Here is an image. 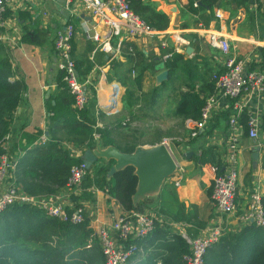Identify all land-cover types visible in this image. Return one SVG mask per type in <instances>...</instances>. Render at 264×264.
Instances as JSON below:
<instances>
[{
  "label": "crops",
  "instance_id": "obj_1",
  "mask_svg": "<svg viewBox=\"0 0 264 264\" xmlns=\"http://www.w3.org/2000/svg\"><path fill=\"white\" fill-rule=\"evenodd\" d=\"M141 1L153 11L165 14L169 21L168 28L158 32L154 40L130 38L125 34L112 36L108 53L101 50L103 39H92L95 33L102 37L105 29L92 19L77 0L69 5L65 0H30L27 3L13 0L5 6L0 20V53L10 64L13 75L10 80L19 83L22 92V102L16 111L12 133L6 145L10 150L11 144L17 142L20 134L28 133L38 137L37 146L45 145L53 138L61 143L71 157L83 159L87 149L67 141L61 130L63 105L57 90L59 72L53 50L56 33L64 30L69 22L73 23L72 52L76 73L86 93V106L88 101L93 102V107L96 104L95 109L90 107L92 103L88 106L96 127H108L117 144L120 143L119 135L130 127H122L121 123L129 118L143 122L146 130L155 127L168 130L173 126L175 129L182 126L183 129L179 136L160 133L151 141L152 146L166 141L169 155L178 163L180 170L159 186H140L133 198L135 210L132 212L141 211L155 216L154 219L160 223L164 216L176 217L182 210L181 205H184V210L191 206L196 210L197 219L207 225L205 232L218 223L223 228V234L235 232L244 226L238 220L241 214L238 209H244L249 195L257 193L264 207V95L241 96L236 100L216 95L210 119L204 127L195 129V137H191V131L196 121L180 117L176 110L178 101L185 94H197L205 100L214 93L211 73L223 70L224 57L209 45L207 36L210 33L218 32L227 38L230 56L243 63L245 72L257 70L264 73V0H217L212 10L195 7L194 0ZM215 11L220 12L222 20L215 18ZM163 41L167 45L165 49L160 47ZM130 48L133 56L128 51ZM173 48L175 53L184 55V62L191 67L185 73L177 70L171 76L168 74L165 85L161 86L163 92L160 96L155 87V76L165 70L161 67L162 58ZM187 49H190L189 55L185 53ZM137 69H145L139 88L133 83ZM209 84L210 88L207 87ZM128 89L133 90L135 97H147L145 109H140V104L131 107L126 105L124 98ZM112 93H115L113 104L105 109ZM99 112L101 116H98ZM247 113L256 115L259 120L256 141L247 138L242 126L243 116ZM235 115H238L236 203L239 208L232 215L222 216L216 213L210 199L212 167L195 165L194 158L203 150H211L216 163L221 168L226 165L230 145L228 122ZM254 148L258 149L257 161L252 158ZM89 150L97 160L107 161L114 159V151L118 149L102 148L96 137ZM13 155L18 163L24 152ZM176 176L181 179L177 187L173 184ZM11 183L9 175L5 184ZM170 184L173 186L171 188L176 189L175 193H172L173 189L166 188ZM87 191L89 199L79 201V205L94 233L101 228L109 230L116 218L126 214L106 190L91 188ZM69 196L64 190L35 200L38 204L45 202L64 209L72 207ZM162 200L169 201L168 208L176 211L168 213L160 208ZM176 205L179 209H175ZM158 242V239L150 240V237L142 242V245L148 246L147 251L142 247L145 256L150 250L153 251Z\"/></svg>",
  "mask_w": 264,
  "mask_h": 264
},
{
  "label": "trees",
  "instance_id": "obj_2",
  "mask_svg": "<svg viewBox=\"0 0 264 264\" xmlns=\"http://www.w3.org/2000/svg\"><path fill=\"white\" fill-rule=\"evenodd\" d=\"M127 1L131 11L151 29L160 32L168 28L169 21L165 14L153 11L141 0ZM216 3L217 0H198L197 8L212 10ZM190 67L189 63L184 62V55L178 53H172L163 61V68L168 71L169 76L177 70L185 73ZM137 70L133 83L139 88L145 69ZM12 76L8 60L0 53V155L5 153L1 145L12 133L16 111L22 102L21 87L16 81L10 80ZM163 85L165 82L161 86ZM207 87L210 88V84ZM57 90L63 105L60 116L61 130L67 141L89 150L98 137L102 148L115 147L125 154L135 151L138 144L134 143L136 137L131 135L133 133L119 135L120 143L117 144L108 127H96L88 108L91 103L90 107H93L92 101H88V105L82 110L74 108V98L63 83L60 73ZM135 100L133 90L128 89L124 102L131 107L135 105ZM203 105L204 99L199 95L185 94L178 101L176 113L195 122L199 120ZM101 114L99 112L98 116ZM242 126L246 131L245 115ZM262 129L264 130V115ZM37 141V136L22 133L9 150L12 155L24 152L10 175L11 184L22 194L33 198L64 191L71 168L82 163L81 159L71 157L61 143L53 138L40 146L36 145ZM215 160L211 150H203L194 158L195 165H210L220 172L221 166ZM115 163L113 159H100L92 165L81 182V191L69 196L72 207L64 208L68 216L76 209H81L79 201L89 199L87 190L91 188L106 190L126 213L135 210L133 196L138 185L135 169L127 165L109 175ZM82 213L83 221L71 224L49 215L34 204L9 205L0 213V264H104L96 235L89 227L84 212ZM161 224L154 220L153 232L146 239L134 242L147 251L148 246L142 245V242L149 237L150 240H159L153 251L147 252L146 256L135 264H185L182 257L189 253L187 243L180 234L171 232ZM203 264H264V229L249 224L235 232L224 233L218 243L207 250Z\"/></svg>",
  "mask_w": 264,
  "mask_h": 264
},
{
  "label": "built area",
  "instance_id": "obj_3",
  "mask_svg": "<svg viewBox=\"0 0 264 264\" xmlns=\"http://www.w3.org/2000/svg\"><path fill=\"white\" fill-rule=\"evenodd\" d=\"M13 0H0V20L2 18L5 6ZM27 3L30 0H20ZM69 5L73 0H65ZM82 3L84 8L89 12L94 21L100 24L105 33L101 37L95 33L92 39L99 41L103 39L101 50L105 53L109 51L110 37H120L125 34L130 38H147L154 40L158 36V32L151 29L142 19L134 14L127 0H77ZM196 7V2H193ZM214 16L218 20H222L219 11L214 12ZM74 38V26L69 22L65 29L56 33L53 50L57 58V70L62 76V81L68 91L74 98V108L82 110L86 105V93L83 84L78 80L75 62L72 52V42ZM209 45L218 50L224 57L223 70L213 71L211 73V83L214 93L204 100V105L200 110L199 120L194 123L191 131V137H195V129L202 128L210 119L216 95H221L229 100H236L241 96L248 95H264V73L257 70L244 71V65L241 61L230 56V45L227 38L218 32L210 33L207 36ZM179 43L182 41L176 40ZM160 47L165 49L166 42L160 43ZM176 50V49H175ZM130 55L133 56V50L130 48ZM175 53L174 48L168 51L162 58L165 61ZM134 77V75L132 74ZM115 92V91H114ZM115 93H112L105 109L113 104ZM103 106V105H102ZM246 136L250 140L256 141L259 133V120L254 114L246 115ZM238 115L229 119L228 128L230 135L229 152L227 154L226 165L218 172L212 167L213 172L211 183L210 199L214 205L218 215L228 216L236 212L239 208L236 203L237 198V169H236V153L237 143L236 133L238 131L237 124ZM133 125L130 120L121 123V126ZM1 145L5 153L0 155V213L13 203L18 204H34L40 206L49 215L57 217L63 222L71 224H79L83 221V210L76 209L71 215H67L60 206H52L45 202L37 203L35 198L22 194L13 184L6 185V178L16 168V160L14 155L9 153L6 140ZM167 148V142H162ZM169 153V151H168ZM173 160V159H172ZM175 172L180 170V166L173 160ZM83 163L71 168L67 179L65 190L71 194H78L82 180L86 175ZM180 176L174 179L175 187L180 182ZM247 204L243 210L238 209V220L244 225H253L256 228L264 229V207L261 203L260 196L257 193L249 195ZM154 217L138 213L130 212L116 218L109 230L101 228L95 233L99 242L100 251L103 255L104 264H130L132 261L137 262L143 259L145 251L134 242L146 239L154 229ZM223 235V229L220 223L213 225L203 235L190 237L183 233L180 236L185 240L189 247V253L182 257L185 264H203L204 256L208 249L217 244ZM133 241V243H132ZM156 264H160L157 262Z\"/></svg>",
  "mask_w": 264,
  "mask_h": 264
},
{
  "label": "water",
  "instance_id": "obj_4",
  "mask_svg": "<svg viewBox=\"0 0 264 264\" xmlns=\"http://www.w3.org/2000/svg\"><path fill=\"white\" fill-rule=\"evenodd\" d=\"M198 3V0H194ZM187 55L190 54V49L185 51ZM163 68V65H161ZM168 79V71L161 70L155 76V87L159 88ZM114 148V147H112ZM253 160L258 159V149L254 148ZM115 165L111 168L109 175L115 170L123 166H131L135 169L136 176L138 178V185L136 193L139 187H153L159 186L163 181L172 177L175 172V165L170 157L165 146L162 144L154 145L150 148L137 147L132 154L121 153L120 151H114ZM113 159V160H114ZM95 155L90 151H85L82 159V163L86 171L96 162ZM135 193V195H136ZM134 195V196H135ZM133 196V198H134Z\"/></svg>",
  "mask_w": 264,
  "mask_h": 264
},
{
  "label": "rangeland",
  "instance_id": "obj_5",
  "mask_svg": "<svg viewBox=\"0 0 264 264\" xmlns=\"http://www.w3.org/2000/svg\"><path fill=\"white\" fill-rule=\"evenodd\" d=\"M158 94L161 96V93L163 92V87H159L158 89ZM147 97L143 96V97H136L135 100V105L136 104H140L141 108L140 109H145L146 107V102H147ZM130 122L133 123L134 126L130 125L129 129L125 132L126 133H133L131 135H134L136 137V141H134V143H137L139 145V147L142 148H149V146L152 145H148L147 143L151 144V141L156 139V136H158L160 133H165V135H180L182 132V126H177V128L175 129L174 126L172 128H169L167 130V128H163L164 130H161V128L159 127H155L153 129H149L146 130L147 128L143 127V122L138 121V119H130ZM143 121V120H142ZM167 130V131H165ZM180 162V161H178ZM186 178V177H184ZM170 180V179H169ZM174 184V182H173ZM184 184V181H183ZM173 187L172 184H170L169 186H166V188L168 189H173L174 191H172V193H175V188H171ZM160 208L165 209L169 212L173 213L176 211L168 208L169 207V201H165L162 200L159 204ZM182 206V210L184 212H182V210H179V214L176 215V217L170 218V217H162L161 223L164 227L173 230L175 232H179V234H181L182 232H185L186 234H192V235H202L203 233H205V230L207 228V225L204 224V221L198 220L197 219V215H195L196 210L193 209L191 206H189V208L187 210H184V205ZM190 208L192 209L190 211ZM175 209H179V206L176 205ZM138 213H142L141 211H138ZM155 218V216H154ZM182 229V230H181ZM223 229V228H222ZM130 264H135L134 261H132Z\"/></svg>",
  "mask_w": 264,
  "mask_h": 264
}]
</instances>
